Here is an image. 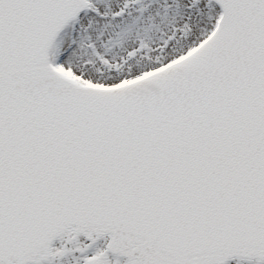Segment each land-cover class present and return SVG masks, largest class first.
Here are the masks:
<instances>
[{
    "label": "snow or ice",
    "instance_id": "6c2138e0",
    "mask_svg": "<svg viewBox=\"0 0 264 264\" xmlns=\"http://www.w3.org/2000/svg\"><path fill=\"white\" fill-rule=\"evenodd\" d=\"M0 264H264V0H0Z\"/></svg>",
    "mask_w": 264,
    "mask_h": 264
}]
</instances>
